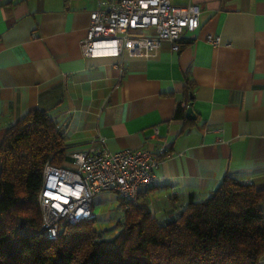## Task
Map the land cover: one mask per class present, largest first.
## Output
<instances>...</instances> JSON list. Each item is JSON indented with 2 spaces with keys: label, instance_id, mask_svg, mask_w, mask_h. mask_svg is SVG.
<instances>
[{
  "label": "crops",
  "instance_id": "0c3cea01",
  "mask_svg": "<svg viewBox=\"0 0 264 264\" xmlns=\"http://www.w3.org/2000/svg\"><path fill=\"white\" fill-rule=\"evenodd\" d=\"M194 1L200 26L179 50L163 42L148 55L87 57L95 0H2L0 133L40 109L63 129L62 165H72L73 150L103 143L165 149L158 180L139 196L162 221L226 176L264 191V0ZM188 80L196 118L177 115Z\"/></svg>",
  "mask_w": 264,
  "mask_h": 264
},
{
  "label": "trees",
  "instance_id": "16d2710c",
  "mask_svg": "<svg viewBox=\"0 0 264 264\" xmlns=\"http://www.w3.org/2000/svg\"><path fill=\"white\" fill-rule=\"evenodd\" d=\"M191 86L188 80V104ZM67 157L63 129L46 110L0 133V264H261L264 191L231 176L209 195L192 196L173 219L123 200L124 219L111 238L96 228L95 216L64 223L59 237L48 239L41 231L43 171Z\"/></svg>",
  "mask_w": 264,
  "mask_h": 264
},
{
  "label": "built area",
  "instance_id": "2783aa9c",
  "mask_svg": "<svg viewBox=\"0 0 264 264\" xmlns=\"http://www.w3.org/2000/svg\"><path fill=\"white\" fill-rule=\"evenodd\" d=\"M95 1L97 7L90 13L82 40L87 57L148 55L163 42L179 50L187 32L200 26L201 7L194 0ZM207 40L218 45L222 38L209 34ZM182 106L188 108L189 104L183 101ZM166 153L165 149L154 152L145 148L113 151L103 143L73 150L71 166L48 161L39 193L41 231L55 240L64 223L95 217L94 198L104 191H114L127 204H137L141 188L158 180L156 169Z\"/></svg>",
  "mask_w": 264,
  "mask_h": 264
},
{
  "label": "rangeland",
  "instance_id": "374dc122",
  "mask_svg": "<svg viewBox=\"0 0 264 264\" xmlns=\"http://www.w3.org/2000/svg\"><path fill=\"white\" fill-rule=\"evenodd\" d=\"M178 1L175 0V2ZM117 196L114 191H104L94 198L95 226L106 238H111L115 232L120 230L124 219V213L119 211L120 199ZM111 201L116 202L115 209L108 212Z\"/></svg>",
  "mask_w": 264,
  "mask_h": 264
},
{
  "label": "water",
  "instance_id": "95a60500",
  "mask_svg": "<svg viewBox=\"0 0 264 264\" xmlns=\"http://www.w3.org/2000/svg\"><path fill=\"white\" fill-rule=\"evenodd\" d=\"M186 116L188 118H196V114H195L194 109H193V102L189 103V106L186 109Z\"/></svg>",
  "mask_w": 264,
  "mask_h": 264
}]
</instances>
